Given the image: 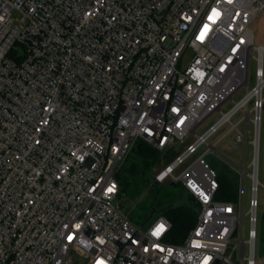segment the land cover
Returning <instances> with one entry per match:
<instances>
[{
	"label": "built area",
	"instance_id": "2783aa9c",
	"mask_svg": "<svg viewBox=\"0 0 264 264\" xmlns=\"http://www.w3.org/2000/svg\"><path fill=\"white\" fill-rule=\"evenodd\" d=\"M263 11L264 0H0V264H255L264 45L252 24ZM242 109L252 171L233 172L242 189L252 182L247 241L243 193L218 200L204 156L179 172ZM139 140L168 154L187 144L154 169L198 206L181 244L165 216L137 225L122 209L116 173Z\"/></svg>",
	"mask_w": 264,
	"mask_h": 264
},
{
	"label": "rangeland",
	"instance_id": "374dc122",
	"mask_svg": "<svg viewBox=\"0 0 264 264\" xmlns=\"http://www.w3.org/2000/svg\"><path fill=\"white\" fill-rule=\"evenodd\" d=\"M252 29L255 35V45H264V11L261 12L255 21L252 24ZM24 51L20 50L19 55H23ZM257 65L254 59L251 60V74L254 76ZM254 84L252 83L251 86ZM250 86V88H251ZM247 93V88H242L232 100L228 101L224 104L221 111L214 113L198 130L197 135H203L210 126L216 124L222 117L223 113L229 112L235 103L240 101ZM252 104L249 105L250 119L254 117L252 112ZM246 115V110L242 109L238 111L232 118L231 123L224 124L214 135H212L208 140V145L216 144V151L208 152V145H201L197 152L189 157L184 164V167L179 169L178 171L185 169L189 165H191L196 159L204 156V160L208 164H212L219 172L226 174L228 176H236L234 175L233 167H242L245 165L247 167V172L250 173L252 171V145H245L244 142H237V136L239 133L244 134L247 130L248 132V141L253 138V124L251 120L246 126V122L243 118ZM237 124V129H233L232 125ZM187 142L190 143L196 140L194 135H190L187 138ZM187 144L177 143L172 147L170 154L166 151H159L160 156L159 160L155 164L154 169L162 166L163 164H169L173 161L176 154L182 153ZM239 184L238 195L241 198V194L243 193V202H244V213L247 215L249 212V203L252 198L251 191V179L249 176H246L244 181V187L242 189L241 183L239 182V177L236 176ZM259 181L261 185L258 190V201H259V209H258V217L260 219V223L258 225L259 233L261 230L262 218L264 216V110L262 112V123H261V142H260V167H259ZM181 184H176L172 186V183H163L158 184L154 181V177L152 178L151 185L147 188L145 187L142 193L141 202L134 208V202L131 201L128 197H124L120 195L122 198V209L129 215L130 220L137 225H143V206L147 205L149 202L148 198L155 190H159L158 199H164L166 201L176 199L177 202H185V200L181 197ZM243 191V192H242ZM134 208V209H133ZM250 223L248 219V215L244 219L243 225V239L245 241L248 240L249 236ZM249 256V246L247 244L246 247V257ZM78 264H82V261L78 259ZM241 264H247V261H241ZM255 264H264V243L261 240V237L257 239L256 248H255Z\"/></svg>",
	"mask_w": 264,
	"mask_h": 264
},
{
	"label": "trees",
	"instance_id": "16d2710c",
	"mask_svg": "<svg viewBox=\"0 0 264 264\" xmlns=\"http://www.w3.org/2000/svg\"><path fill=\"white\" fill-rule=\"evenodd\" d=\"M160 152L149 143L139 140L122 166L116 173V179L120 186L122 196L128 197L134 202V208L141 202L143 190L149 187L154 177L152 170L159 160ZM218 200L235 202L238 198L239 184L236 176H228L219 172ZM181 197L185 202H177L176 199L166 201L159 200V190H155L148 198L149 202L143 206L144 224H148L157 217L163 215L171 223L169 241L181 244L196 226L198 218V206L191 195L181 188ZM133 208V209H134ZM129 216V215H128ZM260 237L264 243V216L262 218Z\"/></svg>",
	"mask_w": 264,
	"mask_h": 264
},
{
	"label": "snow or ice",
	"instance_id": "6c2138e0",
	"mask_svg": "<svg viewBox=\"0 0 264 264\" xmlns=\"http://www.w3.org/2000/svg\"><path fill=\"white\" fill-rule=\"evenodd\" d=\"M109 191L111 192V191H113V189H112V188H110V189H109ZM161 230H162V226H161V228H160V229H158V230H157V233H156V234H159V232H160ZM70 239H71V238H70Z\"/></svg>",
	"mask_w": 264,
	"mask_h": 264
},
{
	"label": "water",
	"instance_id": "95a60500",
	"mask_svg": "<svg viewBox=\"0 0 264 264\" xmlns=\"http://www.w3.org/2000/svg\"><path fill=\"white\" fill-rule=\"evenodd\" d=\"M172 186H175V184H172Z\"/></svg>",
	"mask_w": 264,
	"mask_h": 264
}]
</instances>
